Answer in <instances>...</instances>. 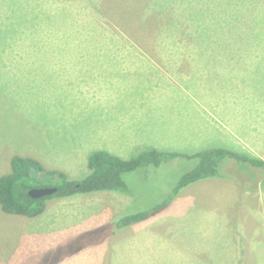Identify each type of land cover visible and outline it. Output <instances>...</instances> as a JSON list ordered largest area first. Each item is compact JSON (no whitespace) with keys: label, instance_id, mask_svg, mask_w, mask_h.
I'll use <instances>...</instances> for the list:
<instances>
[{"label":"rangeland","instance_id":"374dc122","mask_svg":"<svg viewBox=\"0 0 264 264\" xmlns=\"http://www.w3.org/2000/svg\"><path fill=\"white\" fill-rule=\"evenodd\" d=\"M143 81H165L166 90L144 87ZM163 90L176 95L158 103ZM244 95H255L256 114L264 115V0H0V176L12 172L15 156L79 180L90 173L89 156L96 150L122 146L112 153L125 159L147 147L192 154L206 149L194 150L206 105L222 109L233 96L241 104ZM167 111L181 115L178 132L155 127ZM190 112L185 126L183 116ZM258 115L255 125L264 127ZM142 139L154 145L137 143ZM197 164L178 156L137 169L124 175L128 196L53 198L37 218L7 213L0 205V264L73 263L82 255L105 254L127 232L116 227L121 215L173 199L162 209L166 214L176 196L200 204L202 198L185 194L190 186L174 196ZM254 169L231 158L220 164L229 176ZM54 179L41 176L44 184ZM261 185L256 191H264ZM232 209L230 222L244 217L247 225L241 238L246 248L235 263L264 264V246L248 245H264V195L239 196ZM212 222L217 230H209L221 238L223 221L217 227L214 216ZM49 225L65 229L51 237ZM184 226V240H197V229ZM47 237V248L33 247Z\"/></svg>","mask_w":264,"mask_h":264},{"label":"crops","instance_id":"0c3cea01","mask_svg":"<svg viewBox=\"0 0 264 264\" xmlns=\"http://www.w3.org/2000/svg\"><path fill=\"white\" fill-rule=\"evenodd\" d=\"M143 83L144 87L153 84L154 88L160 86V88L166 90L165 87H161L166 83L165 81H143ZM165 90L160 92L163 99L158 100V103L164 101L165 98H172L176 95L173 92H167L164 95ZM244 96L246 97L243 98L241 104H238L241 101L238 97H231V99L227 100V105L222 104V109H217V104L213 105L214 108L206 105L205 113L202 112L200 115L202 119H199V117L197 119L199 124H197L196 128L197 144L194 150L201 149L202 147L212 148L221 146L264 160V127H256V123L254 122L258 115L256 114V109L258 108L256 102L258 103V101L255 95L254 97L250 95L248 98L247 95ZM197 101L195 100V102ZM195 107L197 106L195 105ZM238 110H240V113H238ZM175 111L164 112L162 117L156 122L155 127L160 128L164 125L171 132H178V128L183 126V121H181V115H177ZM190 115L191 112L188 116H183V118L188 119L184 124L185 126L188 124V121L189 123L192 121ZM137 118L140 119L139 116ZM226 123L232 127L226 126ZM132 141L134 140L127 141V143ZM137 143L154 145L145 139ZM130 146L132 145L130 144ZM121 147H111L113 150L110 151L114 153L115 149ZM162 150L168 149L162 148ZM176 150H183V148L180 147ZM236 163L239 166L247 164L243 162ZM254 168V174L246 173L236 176L222 174L221 177L195 182L191 184L193 187L191 185H189L190 187L187 186L189 188L185 187L189 189L185 194L190 193L202 198L200 204L195 205L190 201L189 205L184 201V197L180 199L176 196L173 205L169 207L168 213L163 214L161 210L148 219L128 227L124 238L113 241L109 248H107V250L109 249L108 252H105V254H96L98 256L82 255L78 261H73V263L63 262L61 264H114L115 256L116 258L118 257L116 262L119 264H236L240 262V256L246 248V244L241 238H244L246 235L247 225L244 217L237 219L235 223H231L230 213L233 212V205L239 196L264 195V191H256V189L262 188L264 167ZM256 183H258L257 186ZM196 207L197 212L193 213L192 210ZM214 216L217 217V227L220 221H223L224 228L221 238H217L215 233L209 230L210 227L214 231L217 230L212 222ZM69 223L70 220L67 218V228L70 229ZM74 223L79 222L74 221ZM188 223L197 229V240L193 238L187 239L188 241L184 240L186 236L184 231L188 230L184 225ZM80 224L81 230H83L84 225ZM55 225L48 226V229L52 230V232L47 234L51 237L54 236V231L65 229ZM89 227L85 228H93ZM252 229L255 231L253 226ZM181 231L183 232L182 236L179 234ZM43 238L36 245H33V247L41 249L44 246L46 247V244H50L48 241L50 237ZM123 241L125 242L123 243ZM248 245H251L252 248L258 245L264 246L263 244H256L255 240L248 243Z\"/></svg>","mask_w":264,"mask_h":264},{"label":"trees","instance_id":"16d2710c","mask_svg":"<svg viewBox=\"0 0 264 264\" xmlns=\"http://www.w3.org/2000/svg\"><path fill=\"white\" fill-rule=\"evenodd\" d=\"M140 149L138 154L130 159L122 158L107 150L94 151L90 154L88 161L90 173L79 180L71 179L61 171L47 172L35 158L15 156L12 160V172L0 176V205L7 213L33 218L41 215L47 208V201L53 198L101 191L128 194L131 191L124 178L126 173L147 166H159L178 156L196 158L198 164L182 176L175 187L174 196L181 189L195 182L221 177L224 173L220 172V164L226 158L235 160V163L243 162L253 167H264V160L226 147H210L192 154L148 147ZM44 173L55 177L52 184L42 183L41 176ZM40 187H56L57 192L41 198H34L29 194L31 189ZM172 200L168 199L162 205L148 210L125 213L117 219L116 227L124 229L140 223L161 211Z\"/></svg>","mask_w":264,"mask_h":264},{"label":"water","instance_id":"95a60500","mask_svg":"<svg viewBox=\"0 0 264 264\" xmlns=\"http://www.w3.org/2000/svg\"><path fill=\"white\" fill-rule=\"evenodd\" d=\"M56 192H57L56 187H40V188L31 189L29 194L34 198H41V197L53 195Z\"/></svg>","mask_w":264,"mask_h":264}]
</instances>
